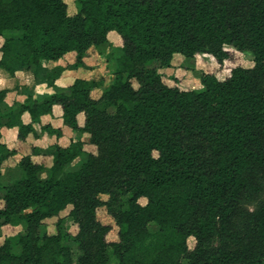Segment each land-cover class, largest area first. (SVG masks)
<instances>
[{"label":"trees","instance_id":"obj_1","mask_svg":"<svg viewBox=\"0 0 264 264\" xmlns=\"http://www.w3.org/2000/svg\"><path fill=\"white\" fill-rule=\"evenodd\" d=\"M77 3L70 14L66 0H0V69H31L55 90L8 104L1 89L0 127L17 126L21 139L38 135L33 123L58 104L66 125L88 133L68 146L34 147L51 165L24 155L11 182L3 163L17 150L0 141V236L4 226L22 227L0 244V264H110L109 247L115 264H264V200L245 206L264 193V0ZM111 32L122 41L114 46L119 64L99 97L92 92L100 81L56 84L65 68L46 63L74 52L78 68ZM232 51L251 52L254 66H233L224 77L202 71L201 88H181L177 76L173 85L159 71L175 53L209 55L223 67ZM68 207L74 234L61 216ZM101 207L119 226L117 240L107 238ZM66 237L78 244L77 259Z\"/></svg>","mask_w":264,"mask_h":264},{"label":"rangeland","instance_id":"obj_2","mask_svg":"<svg viewBox=\"0 0 264 264\" xmlns=\"http://www.w3.org/2000/svg\"><path fill=\"white\" fill-rule=\"evenodd\" d=\"M66 2L68 4L69 13L70 14L76 13L77 9L79 8L77 0H66ZM2 39H3V37L0 38V41H2ZM109 40H110V43H105V44H102L99 46H92L86 52V54L84 56V61H85L86 65L88 66V68L92 69V71H83L81 73L83 76L84 75L89 76L90 77L89 79L84 77L88 80H94L97 83L100 81L102 83L100 85L101 87H97V89L100 88L101 90H103L105 87H107L109 84H111L114 81L115 75L113 74V71L115 70V68L119 64V62H118L119 54L116 51V48H114V46H118L122 43L120 36L116 32H111L109 35ZM186 58L188 60L184 61L183 64L191 66V67H189V70H191V72L190 73L182 72L180 75H178V78H177V79H179L177 85L180 86L181 88H184V89L185 88L186 89L187 88H201L202 84L200 86V76H201L202 71H207V72L214 71L217 74H219L221 77H224L227 75L228 69H230L233 66H236V65H242L245 67L254 66V55L251 52L239 53V52L232 51L231 58L228 59V61H226L225 65L223 67L220 66L209 55L199 56L197 58V60L195 59V61L193 59H191L190 57H186ZM57 62L51 61L49 63V67L54 68V67L60 66V65L63 66L65 69L61 72L60 76L64 74L65 79L67 80L69 76L66 78V75H69V72H73L72 71L73 68L71 66L73 60L67 59L65 61V60L61 59ZM2 70H3V72L6 73V75L8 77H11V75L5 69H2ZM24 71H26L25 73H27V75L25 74V77L22 80H19L16 78V80H19V81H17V83L15 84V87L19 88L21 91H25L27 93H32L34 90L33 88H35V85L39 82L35 79L31 69L29 70L28 68H24ZM159 71L163 73L161 68H159ZM167 72H169L170 75H168ZM171 72L172 71H164V73H163L164 77L169 82H171L173 85L174 84L176 85V82L171 81L172 80L171 77L174 78L173 75H171ZM187 73H188V75H187ZM69 80L70 79H68V81ZM134 83H135V85H137V82H134ZM60 87H66V86H60ZM33 148H34L33 145L31 146L30 150H29V147H27V149L24 148V150H22V152L20 153L21 155H17V157H16L17 160H19L20 158H22L24 155H27V154H31L32 158L37 162H39V161L48 162V160H50V157L48 158V155L34 153L32 151ZM87 150L96 152V147L92 144H89V145H87ZM82 158L83 157L78 158L77 161H75V163H79ZM12 163L13 162H9V163L5 162V163H3V165L6 166L7 164L10 165ZM12 166H10L9 168H11ZM14 166L12 168H15ZM12 168H11V170H9L7 172L8 173L7 175H10V177L8 179H6V181L11 182L15 178V175L14 176L12 175L14 172V170ZM40 175L42 177H46L48 175V171L47 170L43 171V172H41ZM102 197L104 199L108 198L107 195H103ZM262 200H264V193L256 201L246 202L245 206L248 207L249 209L253 210L259 205V203ZM141 202L146 203L147 199L141 198ZM70 208L71 207H68L66 210L61 212V216H65V218H66L64 228L66 230L68 229V231L70 230L74 234L78 231V227L76 224L73 223V219L67 215L69 213ZM98 217L102 222H104L106 224H110L112 226V228H111V230L107 236L108 240H117L118 239L119 226L116 224L113 216L108 212L106 207L99 208ZM57 219H58V217H54V218H50L46 221L47 222V231H49L50 233H54L56 231ZM158 228H159V226L155 222H152L149 225V229L151 231H155ZM21 229H22L21 226H12V225L4 226L2 229V235L0 236V244L4 241L6 236L16 234ZM44 231L45 230L43 228L40 229L41 233H43ZM65 242L71 246L73 257L75 259H77L79 257V255H81V250L79 249L78 244L70 237H66ZM189 243H190V246H193L194 245V239H190ZM15 248H19V247L14 246L13 251L16 252V250H19V249H15ZM107 252H108L110 264H115L117 259L113 253V249L111 247H109L107 249ZM183 264H188L187 260H184Z\"/></svg>","mask_w":264,"mask_h":264},{"label":"crops","instance_id":"obj_3","mask_svg":"<svg viewBox=\"0 0 264 264\" xmlns=\"http://www.w3.org/2000/svg\"><path fill=\"white\" fill-rule=\"evenodd\" d=\"M61 59L65 60V61L67 59L68 60L72 59L73 60L72 64H73L76 60V56H75L74 52H70L66 56L62 57ZM61 59H59V60H61ZM191 59H193L195 61L194 58H191ZM59 60H56L54 62H57ZM186 60H188V59L182 53H175L173 56V59H172L171 66L164 67L161 69H162L163 73H164V71H172L171 75L177 76V77L182 72L190 73L191 70H189V67H191V66L183 64V62ZM50 62L51 61L46 63V65L48 67H49ZM72 71L73 72H69V75H66V78L69 76L68 77V79H70L69 81H68V79L67 80L65 79V76L63 74L57 79L56 84L58 86H66L67 87V86L71 85L75 81V79L78 77H82V78L86 77L89 79L90 78L89 76H87V75L83 76L81 73L83 71H92V69L88 68V66L86 65V63L84 61V65H82L78 68H73ZM25 72L26 71H24V70H20V71H17L14 76L11 75V77H8L6 75V73L3 72L2 69H0V90L3 88H7L9 90L7 93V96H6V102L8 104H13L16 101L23 102L26 100L27 95L29 93H27L25 91H21L19 88L15 87V84L17 83V81L22 80L25 77V74L27 75V73H25ZM167 73H168V75H170L169 72H167ZM188 73H187V75H188ZM16 78L19 80H16ZM200 86H201V81H200ZM33 89L34 90L32 93L35 97L42 96V95H48V94H51L55 91L54 88L52 86H50L47 82H39L35 85V88H33ZM102 91L103 90H101L100 88H98V89L96 88L95 90H93L92 95L95 97H99L102 94ZM22 120L24 123L28 124V123L32 122V116L30 115L29 112H25L22 115ZM78 121H79V124L81 126L84 125V121H85L84 113H79ZM33 125H34L38 135H35L34 133H30L24 139H21L19 137V128L17 126H15V127H8V126L0 127V132H1L0 141L6 143V145L9 148H14L17 150V153L15 155L9 157L8 159H6L4 161V163L5 162H7V163L13 162L10 165H8V164L6 166L3 165L5 170L12 165L13 166L16 165V163L20 161L21 158L19 160H17L16 157H17V155H21L20 153L22 152V150H24V148L27 149V147H29V150H30L32 145H33V147L47 148L53 144L68 146L72 140H79V139L86 140L88 137V135H87L88 133H81L80 131L73 130L70 126H68L64 123L63 109L58 104L54 105L52 113L43 114L40 117V121L33 123ZM44 125H51L54 128H60L62 130V135L57 136L54 133H49L47 131H44L42 129V126H44ZM86 148H87V146H86ZM49 157H50V160H48V162H46L47 165H51V163H52V156L48 155V158ZM76 161H77V159H76ZM39 162H42V161H39Z\"/></svg>","mask_w":264,"mask_h":264}]
</instances>
